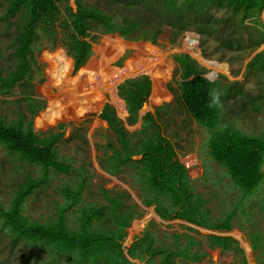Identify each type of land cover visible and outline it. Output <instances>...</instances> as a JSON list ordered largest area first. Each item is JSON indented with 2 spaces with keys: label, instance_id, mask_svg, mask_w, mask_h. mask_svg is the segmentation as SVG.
<instances>
[{
  "label": "trees",
  "instance_id": "trees-1",
  "mask_svg": "<svg viewBox=\"0 0 264 264\" xmlns=\"http://www.w3.org/2000/svg\"><path fill=\"white\" fill-rule=\"evenodd\" d=\"M68 1L62 10L63 0H0L5 5L0 24L6 29L15 25L7 46L13 48L11 55L16 62L7 67V71L0 66V94L20 95L16 100L24 101L29 113L18 111L16 116L10 117L0 113V148L13 163L18 162L14 172L19 173L25 165L28 170L22 174V180L15 183L9 202L5 205L0 201V231L6 230L10 237L8 253L17 254L18 245L26 244L30 249L21 254L22 264L33 263L45 255L49 256L50 264H56L64 256L70 258V264H132L127 254L147 264L157 257L158 264H178L177 258L201 261L209 253L199 250L203 239L199 240L189 232H174L170 242L157 241L153 233L145 230L142 236H136L126 254L122 247L125 229L134 218L141 216V211L135 203L126 204L124 194L108 191L102 186L101 196L105 203L83 204L88 167L86 162L77 166L75 158L62 153L60 144L65 140V123L57 124V131L51 130L43 135L36 131L35 118L44 107L34 97L33 79L37 68L33 47L39 32L49 35L57 20L65 16L61 31L64 47L70 56L71 74L92 54L91 43L86 37L99 27L105 33H118L125 38L149 40L155 44L163 31L162 25L181 34L192 26L207 35H219L220 31L224 33L227 29L229 32L222 36L220 45L239 47L244 33H247L253 36L252 48H256L264 43V22L260 18L264 0H103L101 6L89 0H74L76 10ZM115 1L123 10L141 5L143 13L129 18L122 17L120 11L123 10L104 8L103 5H113ZM118 3L114 5L118 7ZM213 6L223 8L225 13L218 17L208 12ZM250 23L254 24L256 32ZM173 58L177 63L178 89H174L170 82L167 88L175 95V103L207 129L208 153L241 192V199L222 218L212 215L204 193L196 192L187 169L177 159L174 145L162 133L160 114L168 111L169 105H159L154 111H147L141 117L140 127L130 131L114 106L105 104L100 117L107 122L115 138L105 143L106 154L101 164L110 174L129 168L143 189L142 203L155 205V211L162 218H180L214 231H228L234 227L240 209L244 215L247 213L243 200L252 196L264 181V132H245L233 124L219 126L224 115L223 102L225 98L241 97V109L248 105L254 110L263 104L244 93L243 86L235 81L224 83L219 78L214 81L207 78L204 74L206 68L190 54L176 53ZM255 70L262 75L264 82V48L246 64V74ZM152 73L158 75L159 68H153ZM117 89L129 112L127 124H136L139 110L150 96L151 79L147 75L129 77L119 83ZM152 92L156 96L161 93L155 88ZM257 97L263 98L264 102V84ZM78 139L76 127L65 141L73 143ZM30 167L38 168L39 175H31ZM53 171L72 174L77 180L60 187L64 202L52 216L43 221L33 219L24 213V204L30 195L50 183ZM73 207H77L78 216L76 223L70 225L66 213ZM261 208L264 212V206ZM203 238L210 249L235 252L239 258L233 264H248L234 237L212 233ZM249 240L253 250L264 253L262 231L249 232ZM257 264H264V257L259 258Z\"/></svg>",
  "mask_w": 264,
  "mask_h": 264
},
{
  "label": "rangeland",
  "instance_id": "rangeland-1",
  "mask_svg": "<svg viewBox=\"0 0 264 264\" xmlns=\"http://www.w3.org/2000/svg\"><path fill=\"white\" fill-rule=\"evenodd\" d=\"M89 1L101 6L103 0ZM115 3L118 2L115 1L113 5L110 3L103 6L109 10L124 9L120 3H118V7L114 5ZM69 5L74 7V1L69 0ZM4 9L5 5L0 2V14L4 12ZM61 9L64 10V2H62ZM120 12L122 17L129 18L143 13L141 5L138 8H127V10ZM208 12L220 17L225 13V10L213 6ZM260 18L264 22V10ZM64 19L66 17L61 16L57 20V23L54 24V30H51L49 35L39 32L33 47L37 68L33 79L34 97L44 107L35 118V126L36 131L43 135L51 130L57 131V124L63 122L65 123V140L70 137L72 129L78 127L79 139L73 143L63 140L60 149L66 157L75 158L77 166L86 162L88 173L87 187L82 196L83 204L105 203L100 189L103 186L108 191L112 190L124 194L126 204L135 203L143 209L140 210L141 216L132 220L125 229L126 236L122 243L125 252L136 239V236H142L145 230L153 233L157 241L160 239L162 241L173 240L174 232H189L197 239H203V243L198 246L199 250L207 251L209 254L199 262H189L177 258L178 264H233L237 262L239 257L235 252L228 250L223 253L218 248L210 249L207 246L203 236L215 233L234 237L243 249L248 264H257V260L264 257V253L259 254V251L250 247L249 232L259 229L264 233V212L261 208L264 206V181L252 196L243 200L247 213L244 215L240 209L231 230L211 231L181 219L163 220L155 213L153 206L144 207L140 203L143 189L140 182L130 173L129 168L121 169L117 174H110L101 164L102 157L106 154L105 143L114 140L115 137L107 122L99 114L104 105L110 103L115 106L117 114L126 119L128 114L121 105L122 100L119 97L120 101L116 96L117 85L128 77L141 74H148L152 79L150 75L154 68L152 66L160 65L158 75L162 78L158 79L154 85L156 89L161 88V95H154L153 98L151 92L139 113L144 115L147 111H154L156 106L169 105L166 108L168 111H161L160 114L162 133L165 138L172 142L181 161H185L187 156L197 161L198 171L194 169L190 172L195 190L204 193L212 210V215L222 218L229 209L236 206L238 200L241 199V192L232 185L225 170L210 157L207 146L209 134L207 129L184 112L182 106L175 103V95L167 88L166 84L170 82L174 89H178L177 64L173 55L178 52L197 49L198 51L194 50L191 55L206 68L205 76L211 77L213 73H216L213 80L219 78L224 83L235 81L238 85L243 86L244 93L254 96L260 104H263L257 110L248 107V105H244L241 109L239 105L243 102L241 97L236 99L225 98L223 102L224 115L219 126L233 124L245 132L257 134L264 132V102L263 98L257 97L262 91L263 77L256 70L246 74V64L256 52L264 48V43L259 47L252 48L253 36L244 33V40L239 47L227 48L222 44L220 45L222 36L229 32L227 29L224 30V33L220 31L219 35H207L200 33L195 26H192L181 34L171 27L162 25L163 31L159 35L157 43L153 44L142 39L129 40L117 33H105L99 27L92 31V38L91 36L86 37L91 43L92 54L83 66L71 74L70 56L66 52L62 39L61 29H63L62 21ZM250 24L253 25L252 30L254 32L255 26L253 23ZM14 27L15 25L6 29L2 23L0 24V66L4 71H7V67H10L11 64L16 63L11 55L13 48L7 46L11 41L10 31L13 32ZM231 37L233 36L229 38ZM187 39L192 40L186 42V47L193 46V48L186 49L184 43ZM147 44H151V50ZM144 54H147L146 57ZM160 58H162V63L159 61ZM119 61L121 62L118 63ZM207 61H212L213 64L216 61L218 65L215 63L213 67ZM16 99H20V95L3 96L0 94V113L10 117L16 116L17 112L21 111L28 115L29 113L25 108L26 103L24 101L18 102ZM88 107L89 110H87ZM94 107L97 109L93 110ZM82 110L87 111L83 113ZM125 124L131 131L140 127L138 122L131 126L127 122ZM114 142L116 145V141ZM109 153L111 152L109 151ZM13 162L8 158L5 150L0 148V201L5 205L9 202L15 183L22 180V174L28 173L26 165L19 169V173L14 172L13 169L18 162ZM29 170L31 175H39L38 168L30 167ZM50 179L47 186L30 195L24 204V213L33 219L43 221L52 216L57 207L64 202L60 187L67 182L74 183L77 180L72 174L65 175L55 171L51 172ZM66 214L70 225H74L78 216L77 207L69 210ZM189 227L194 229H189ZM9 240L10 237L6 230L0 231V264H22L21 254H26L30 248H27L26 244L18 245L17 250L19 252L10 255L8 253ZM36 251L37 249L34 252ZM128 258L132 264H147L146 261L138 258ZM158 261L159 258L157 257L151 264H158ZM30 264H50V258L45 255L33 260V263L30 262ZM56 264H70V258L61 257Z\"/></svg>",
  "mask_w": 264,
  "mask_h": 264
},
{
  "label": "clouds",
  "instance_id": "clouds-1",
  "mask_svg": "<svg viewBox=\"0 0 264 264\" xmlns=\"http://www.w3.org/2000/svg\"><path fill=\"white\" fill-rule=\"evenodd\" d=\"M65 1L66 0H64L63 2H64V4H66L65 3ZM74 1V0H73ZM68 3H69V1H68ZM71 7H73L72 5H71ZM75 8V10H76V4H75V1H74V7H73V9ZM118 34V33H117ZM119 35V34H118ZM121 36V35H120ZM123 37V36H122ZM123 38H125V37H123ZM126 39H129V38H126ZM129 40H133V39H129ZM143 40V39H142ZM147 41H149V40H147ZM151 42V41H150ZM153 43V42H152ZM153 44H155V43H153ZM183 48H184V46H183ZM184 50H186L185 48H184ZM195 51H198L197 49H194ZM194 50L193 51H188V50H186V51H182V52H185V53H188V54H192V52H194ZM178 53H181V52H178ZM200 55V54H199ZM192 56V55H191ZM201 56V55H200ZM193 57V56H192ZM194 58V57H193ZM196 59V58H195ZM176 62V61H175ZM214 62H216V61H214ZM177 64V63H176ZM160 66V65H159ZM162 68V67H161ZM150 74V73H149ZM141 75H147V76H149L148 74H141ZM137 76H139V75H137ZM131 77H135V76H131ZM207 77V76H206ZM129 78V77H128ZM149 78H150V76H149ZM208 78V77H207ZM151 79V78H150ZM125 80V79H124ZM151 81H152V84H153V80L151 79ZM214 81V80H213ZM119 83H121V82H119ZM118 86V85H117ZM166 86H167V84H166ZM152 88H153V85H152ZM115 92H116V96H118V98L117 99H119V97L121 98V100L123 101V103H125V101H124V99L119 95V93H118V89H117V91L115 90ZM152 92V91H151ZM120 100V99H119ZM120 100V101H121ZM122 101H121V105L124 107V110H125V112H127V114L129 115V112H128V110H127V108H126V104H124L123 105V103H122ZM107 104V103H106ZM108 104H110V103H108ZM112 106H114L113 104H111ZM123 107H121V108H123ZM114 108H115V106H114ZM115 110H116V108H115ZM102 111V110H101ZM100 115V114H99ZM128 115L126 116V119H127V117H128ZM119 116V115H118ZM143 115H141L140 113H139V120H138V123L139 124H141V117H142ZM120 117V116H119ZM120 118H122V117H120ZM123 119V118H122ZM126 119H123L124 120V122H126ZM126 125V124H125ZM131 126V125H130ZM127 127V126H126ZM128 128V127H127ZM131 131V130H130ZM177 159H178V161L187 169V172H188V174L190 175V172L192 171V170H197L198 171V167H197V161L195 160V159H191V157L190 156H187V157H185V161L184 160H180V158L178 157V152H177ZM200 169H201V167H200ZM190 178H191V176H190ZM144 207H148V206H146L145 204H143L142 203V201L140 202ZM150 206H153V209H154V211H155V205H150ZM74 208V207H73ZM140 210H143L141 207H140ZM155 213L157 214V212L155 211ZM158 215V214H157ZM161 219H163V220H169V219H164V218H162L160 215H158ZM137 218V217H136ZM135 219V218H134ZM133 219V220H134ZM174 219H180V218H174ZM170 220H173V219H170ZM181 220H183V219H181ZM184 221H186V220H184ZM186 222H188V221H186ZM190 223V222H189ZM190 224H193V223H190ZM194 225H196V224H194ZM197 227H200V226H198V225H196ZM208 229V228H207ZM209 230H211V229H209ZM212 231V230H211ZM214 231V230H213ZM126 254H127V252H125ZM127 257H130L128 254H127Z\"/></svg>",
  "mask_w": 264,
  "mask_h": 264
},
{
  "label": "bare ground",
  "instance_id": "bare-ground-1",
  "mask_svg": "<svg viewBox=\"0 0 264 264\" xmlns=\"http://www.w3.org/2000/svg\"><path fill=\"white\" fill-rule=\"evenodd\" d=\"M189 40H192V39H187V40L185 41V43H184V46H185V47L187 46V43H186V42L189 41ZM150 45H151V44H147V47H149V49L151 50ZM190 48H193V46H190ZM190 48H187V47H186V49H190ZM188 51H190V50H188ZM146 55H147V54H144L145 57H146ZM203 60H204V59H203ZM159 61L162 63V62H163V61H162V58H160ZM207 63L211 64L213 67H214V64H215V63H217V64H215V65H218V62H215V63L213 64L212 61H207ZM142 66H143V65H142ZM152 67H154V68H160V67L157 66V65H154V66H152ZM150 73H151L150 75L152 76V80H153V88L156 89V86L154 85V83L157 82V80L160 79V78H162V77L159 76V75L153 74L152 72H150ZM79 74H80V73H79ZM78 76H79V75H78ZM155 78H156V79H155ZM77 79H78V77H77ZM77 79H76V80H77ZM73 82H74V81H73ZM160 89H161L160 87L157 88L158 92H161ZM154 94H155V92H152V93H151V96H153ZM160 95H161V93H160ZM160 95L158 94V96H160ZM73 98L75 99V97H73Z\"/></svg>",
  "mask_w": 264,
  "mask_h": 264
},
{
  "label": "water",
  "instance_id": "water-1",
  "mask_svg": "<svg viewBox=\"0 0 264 264\" xmlns=\"http://www.w3.org/2000/svg\"><path fill=\"white\" fill-rule=\"evenodd\" d=\"M215 75H216V73H213L211 77H210V76H207V77H208L210 80H213L214 77H215Z\"/></svg>",
  "mask_w": 264,
  "mask_h": 264
}]
</instances>
